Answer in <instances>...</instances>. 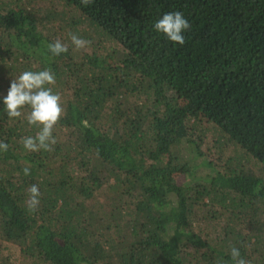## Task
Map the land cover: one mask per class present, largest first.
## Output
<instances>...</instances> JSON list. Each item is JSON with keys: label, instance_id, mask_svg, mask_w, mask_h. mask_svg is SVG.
<instances>
[{"label": "trees", "instance_id": "trees-1", "mask_svg": "<svg viewBox=\"0 0 264 264\" xmlns=\"http://www.w3.org/2000/svg\"><path fill=\"white\" fill-rule=\"evenodd\" d=\"M177 10L182 46L153 28ZM43 69L65 114L29 152L3 97ZM0 141V264H264V0H0Z\"/></svg>", "mask_w": 264, "mask_h": 264}, {"label": "clouds", "instance_id": "clouds-1", "mask_svg": "<svg viewBox=\"0 0 264 264\" xmlns=\"http://www.w3.org/2000/svg\"><path fill=\"white\" fill-rule=\"evenodd\" d=\"M94 0H81V4L89 6ZM157 33L163 34L174 44L184 45V32L190 29V23L181 11H172L163 14L153 25ZM71 45L77 51L86 50L90 41L69 33ZM53 56H59L69 51V45L60 39L47 45ZM56 84L55 74L50 69L39 71L26 70L19 74L10 83L7 95L3 97L4 110L10 119L24 117L28 125L38 129L34 136L21 138L25 150L29 152L54 150L57 139L54 130L65 114L61 95L53 91ZM24 109H28L27 113ZM85 127L89 125L84 122ZM9 145L0 141V151L7 152ZM24 175H30V167L24 168ZM28 198L25 201L27 211L35 213L40 206L41 192L38 185L33 184L27 190ZM232 264H250V261L241 256L239 248L233 246L230 250Z\"/></svg>", "mask_w": 264, "mask_h": 264}, {"label": "rangeland", "instance_id": "rangeland-1", "mask_svg": "<svg viewBox=\"0 0 264 264\" xmlns=\"http://www.w3.org/2000/svg\"><path fill=\"white\" fill-rule=\"evenodd\" d=\"M205 145L207 144L205 143ZM175 151L178 153L179 159L181 160L183 164L184 163H187L188 165L189 164H201L200 158L192 156V153L189 152V148L185 144H180L179 146H176ZM206 169L208 168L204 165H200L198 167V171H202V170L205 171Z\"/></svg>", "mask_w": 264, "mask_h": 264}]
</instances>
